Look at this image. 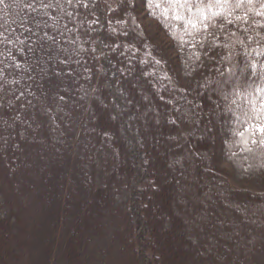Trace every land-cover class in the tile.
I'll return each instance as SVG.
<instances>
[{
    "label": "trees",
    "instance_id": "obj_1",
    "mask_svg": "<svg viewBox=\"0 0 264 264\" xmlns=\"http://www.w3.org/2000/svg\"><path fill=\"white\" fill-rule=\"evenodd\" d=\"M261 129L264 0H0V264H264Z\"/></svg>",
    "mask_w": 264,
    "mask_h": 264
},
{
    "label": "rangeland",
    "instance_id": "obj_2",
    "mask_svg": "<svg viewBox=\"0 0 264 264\" xmlns=\"http://www.w3.org/2000/svg\"><path fill=\"white\" fill-rule=\"evenodd\" d=\"M149 21V20H148ZM153 56V58H156V56L155 55H152ZM187 104H191V105H193L192 104V102L190 101L189 103H187ZM183 130V129H182ZM182 130H179V133L182 131ZM185 136V137H188V135H185V134H180V136ZM39 144H40V142L42 143V140H39L38 139V141H37ZM190 145V144H189ZM116 201H112V204L113 203H115ZM128 203H131V201H128ZM116 204V203H115ZM113 206V205H112ZM115 207H112V209H113V212H114V214H115V212L117 211V209H114ZM116 210V211H115ZM128 210V209H127ZM129 211V210H128ZM98 213H100V212H98ZM101 222L103 223L104 222V219H102V220H99V222H98V224L100 225L101 224ZM106 223V222H105ZM106 225H107V227L109 228L110 226L111 227H114V225H115V223L114 224H109V223H106ZM100 250H101V248H100ZM102 252H103V250H102ZM109 255H110V253H108ZM109 260L110 261H114V258H112V257H109Z\"/></svg>",
    "mask_w": 264,
    "mask_h": 264
},
{
    "label": "snow or ice",
    "instance_id": "obj_3",
    "mask_svg": "<svg viewBox=\"0 0 264 264\" xmlns=\"http://www.w3.org/2000/svg\"><path fill=\"white\" fill-rule=\"evenodd\" d=\"M261 132H264V129H261Z\"/></svg>",
    "mask_w": 264,
    "mask_h": 264
}]
</instances>
